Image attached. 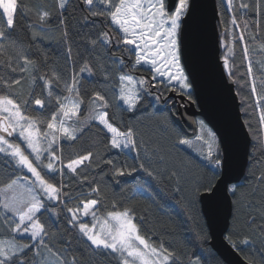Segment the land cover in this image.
Listing matches in <instances>:
<instances>
[{
	"label": "snow or ice",
	"instance_id": "snow-or-ice-1",
	"mask_svg": "<svg viewBox=\"0 0 264 264\" xmlns=\"http://www.w3.org/2000/svg\"><path fill=\"white\" fill-rule=\"evenodd\" d=\"M70 2L55 0L51 8L45 4L28 8L24 0H0V153L5 156V168H11L10 172L0 170V264H82L72 242L65 239L67 233L51 231L49 221L61 213L70 230L91 248L105 250L116 264H178L177 250L170 241L158 238L157 242L142 234L143 225L137 221L144 217L137 216L134 205L115 198L113 193L111 210L102 214V201L109 194L99 184L92 186L95 179L89 183L87 173L80 170L91 168L95 162L97 167H107L118 182L138 171L153 179L165 178L143 160L135 162L139 160L142 140L138 137L142 134L135 123L117 121L110 111L118 101L117 108L135 113L157 88L178 92L196 102L190 91L193 82L188 73L183 25L196 14L197 4L195 0H81V6H86L81 30L87 31L77 32L79 39L73 41L65 17ZM220 8L216 13L222 32L219 43L227 48L221 58L223 68L233 83L240 89L246 85L250 92V97L242 99L240 111L256 117L255 125L251 118L242 121L246 144L251 145L246 156L248 167L233 176L228 139L199 121L195 141L176 132L175 143L189 148H194V142L199 144L194 150L203 158L207 171L187 183H181L176 171L169 172L167 179L175 178L174 190L182 194L189 209L203 204L210 213L226 201L238 209L243 193L247 224L264 233V60L254 58L264 53V0H220ZM18 14L29 21L25 26L27 42L15 32ZM250 15L255 18L249 19ZM53 23L64 45L62 67L41 50ZM237 43L242 46L246 65L242 75L248 80L244 84L236 79L235 65L229 62ZM141 69L148 75L137 76ZM26 79L32 87L28 98L22 100L17 89ZM85 79L96 83L89 88ZM38 84L43 98L36 95ZM154 99L159 101L161 96L157 94ZM83 108L88 109L86 121L80 119ZM45 109L50 118L42 115ZM33 110L36 115L31 114ZM94 123L108 148L123 153L136 151L132 164L126 160L96 161L94 153L86 149L65 163L63 142H75L83 135L85 124ZM160 124L168 130L171 122L165 116ZM73 180L88 184L89 192L74 194L70 190ZM138 189L141 195L151 196L143 186ZM50 202L54 203L49 207ZM44 213H49L48 219L43 218ZM236 220L234 215L233 227L223 239L240 251L241 245L253 242L251 237L234 238L238 235ZM198 227L202 233L199 239L207 241L204 227ZM258 251L264 256V247ZM245 259L253 264L249 257ZM188 264L200 261L189 259Z\"/></svg>",
	"mask_w": 264,
	"mask_h": 264
},
{
	"label": "trees",
	"instance_id": "trees-1",
	"mask_svg": "<svg viewBox=\"0 0 264 264\" xmlns=\"http://www.w3.org/2000/svg\"><path fill=\"white\" fill-rule=\"evenodd\" d=\"M216 2L218 11H221L220 0H216ZM54 3L55 0H24V4L28 8H32L37 4H45L51 8ZM85 8L86 6H81V0H71L65 12L70 37L73 41L79 39L76 35L77 32L87 31V28L81 30V25L84 23L82 18L85 14ZM223 15L224 18L227 19V14L224 13ZM254 18V15L249 16V19ZM32 20H35V17H32ZM28 22L29 21L26 20L24 16L18 14L15 32L22 40H25V42H27L28 37V32L26 31L25 26ZM49 27H51L53 31L47 34L48 39H46L41 45V50L46 52L50 59L56 60L58 65L62 67L65 64V61L62 56L64 45L60 43V32L56 30V23L49 25ZM221 34V30H219V37ZM262 39H264V33H262ZM219 46L220 58H222V56L227 52V48L222 47L220 43ZM249 47L252 48L253 45H249ZM234 50V57L229 54L230 66L235 65L234 72L236 74V79H238L241 84H244V82L248 80V77L242 75L245 73L246 65L243 59L241 44L237 43ZM75 52L76 46L73 45V56H75ZM116 54L119 55L118 52ZM254 58L264 60V53L257 54ZM68 63H71V61ZM136 75L147 76L148 72L141 69L136 73ZM256 75L259 78L260 74L257 73ZM95 83V80L85 79V84L89 88L93 87ZM31 87V82L26 79L22 87L17 89V91L21 93L20 99L23 100L28 98ZM234 88L236 93L237 91L240 92L238 100L240 102L241 109L242 99L250 97V92L246 85L243 89H240L239 85L234 83ZM169 92L170 91H167L164 88L155 89L153 97H148L142 104L140 110L135 113H129L127 111H123L122 108H117L116 104L119 103L118 101L113 102V108L110 111V115L111 113H115V120L119 121L120 119H123L136 124V127L142 134L141 137H138V139L142 140V145L139 150V160H136L135 162L139 163L140 160H143L146 164H150L151 168L155 169L157 173L163 174L165 177L164 179H153L145 172L138 171L130 177L125 176L121 178L118 182L111 177V173L107 167L103 164H100L99 167H97L95 162L91 168H82L80 171L87 173L89 183L95 179L96 183L92 186L99 184V186L109 194L108 199L102 201L100 209L102 214L111 210L113 193L115 194V198L123 199L130 205H134L137 209V216L144 217L143 221H137V223L143 225L142 234L152 237L154 240H157V242L158 238L170 241L171 247L177 250V256L179 257L178 264H188L189 259L195 258L199 259L200 264H227L209 245V232L201 206L197 205L196 209H189L185 200L182 198V194L174 190L177 186L175 178L171 181L167 179L169 172L176 171L182 178L181 183H187L207 171L204 167L205 162L202 159L190 152L188 149L184 148L182 145L175 143L176 132H178L180 136L187 138L191 135L184 133L175 124L173 114L176 109V103L173 102V98L168 97ZM157 94L161 96L159 101L154 99V96ZM36 95L43 98L39 84L36 86ZM251 103L252 99L249 98L248 104ZM249 111L251 112V109H249ZM87 112L88 109L83 108L82 114H87ZM31 114L36 115L37 113L33 110L31 111ZM42 115L46 118H50V113L47 109H45V112ZM241 115L243 120L251 118L253 120V124L255 125V114L248 117L241 112ZM165 116H167L171 122L168 130H165V128L160 124V120ZM197 119L199 118H196V121ZM250 148L251 145L249 146V150ZM85 149L91 150L94 153L96 161L101 159H113L123 162L126 160L129 164H132L137 156L136 151L123 153L119 150L108 148L105 137L95 123L90 126L86 124L84 126L83 135L75 142H63L65 163L67 162V158L74 157L75 154L82 153ZM153 152H155V155ZM145 153H147V159H145ZM160 157H163V159L161 160ZM4 161L5 156L3 153H0V170L10 172L11 168H5ZM247 167L248 165H246L245 170ZM101 168L103 171H100ZM68 179V177L65 178L66 183L68 182ZM242 182L246 183L243 180ZM138 186L146 188L148 192L151 193V196L149 197L147 194L141 195ZM70 190L74 194H78L80 192L88 193L89 186L88 184L80 185L73 180ZM232 199L235 200L237 198ZM243 199L244 197L242 193V202L238 209H234L232 207L226 233L233 227V216L235 215L237 217L235 225L238 229V235L234 238L237 240H243L245 237H251L253 242L252 245L249 246L241 245V250L238 251V253L243 259H245V257H249L253 261V264H264V256H262L258 251L259 248L264 247V233H261L255 225L249 226L247 224V218L243 211ZM51 203L54 202H50L49 207L51 206ZM69 206H72V204L70 203ZM48 217L49 213H44L43 218L48 219ZM49 223L51 225L52 232L67 233L65 239L72 242L75 254L81 259L82 264H116L115 259L106 254L105 250H95L91 248L83 237L78 236L75 230H70V226L66 223V216L64 213H61L59 216H53ZM257 223L259 224L260 222L258 221ZM198 225L204 227L207 232V241L199 239V236L202 233H200V227H198ZM74 236H76L77 239H73ZM23 239L26 241L27 237H24Z\"/></svg>",
	"mask_w": 264,
	"mask_h": 264
},
{
	"label": "water",
	"instance_id": "water-1",
	"mask_svg": "<svg viewBox=\"0 0 264 264\" xmlns=\"http://www.w3.org/2000/svg\"><path fill=\"white\" fill-rule=\"evenodd\" d=\"M174 3L175 0H169ZM197 11L184 27V47L187 53L189 78L193 82L192 103L186 96L170 91L169 97L177 98L173 114L175 124L187 135L195 134L196 118H201L218 134L228 139L231 146V174L238 176L245 170L249 146L242 127L240 102L232 79L226 74L220 58L219 30L216 0H195ZM187 101L188 103H185ZM209 232V245L227 264H248L237 250L223 239L232 210L231 201L222 202L213 212L201 204ZM211 217V219H210ZM210 224V226H209Z\"/></svg>",
	"mask_w": 264,
	"mask_h": 264
},
{
	"label": "rangeland",
	"instance_id": "rangeland-1",
	"mask_svg": "<svg viewBox=\"0 0 264 264\" xmlns=\"http://www.w3.org/2000/svg\"><path fill=\"white\" fill-rule=\"evenodd\" d=\"M226 52V51H225ZM170 93V92H169ZM168 93V94H169ZM176 93V92H175ZM168 97H169V95H168ZM171 97V96H170ZM173 98V97H172ZM175 101V103L177 104V102L178 103H180V100L177 98V100H174ZM185 103H188V102H185ZM181 104V103H180ZM87 118H88V112H87V114L85 113L84 115L82 114L81 115V120L82 121H86L87 120ZM199 121H203L202 119H197V132L194 134V135H191V136H189L188 138L189 139H191V140H193V141H195V135H198L199 134ZM206 124V123H205ZM86 125V124H85ZM207 125V124H206ZM79 127V126H78ZM184 148H186V149H188L190 152H192L193 154H195V155H197L198 156V154H197V152L194 150L195 148H199L200 147V145L199 144H195V142H194V148H189L188 146H184V145H182ZM199 157V156H198ZM200 159H202L203 160V158L202 157H199ZM46 162V161H45ZM87 220L88 221H90L91 220V217H88L87 218Z\"/></svg>",
	"mask_w": 264,
	"mask_h": 264
},
{
	"label": "bare ground",
	"instance_id": "bare-ground-1",
	"mask_svg": "<svg viewBox=\"0 0 264 264\" xmlns=\"http://www.w3.org/2000/svg\"><path fill=\"white\" fill-rule=\"evenodd\" d=\"M221 26V25H220ZM227 74V73H226ZM228 76V75H227ZM235 89V88H234ZM236 92V91H235ZM170 98H172V97H170ZM174 102V101H173Z\"/></svg>",
	"mask_w": 264,
	"mask_h": 264
},
{
	"label": "flooded vegetation",
	"instance_id": "flooded-vegetation-1",
	"mask_svg": "<svg viewBox=\"0 0 264 264\" xmlns=\"http://www.w3.org/2000/svg\"><path fill=\"white\" fill-rule=\"evenodd\" d=\"M175 102V101H174ZM185 102H187V101H185Z\"/></svg>",
	"mask_w": 264,
	"mask_h": 264
},
{
	"label": "clouds",
	"instance_id": "clouds-1",
	"mask_svg": "<svg viewBox=\"0 0 264 264\" xmlns=\"http://www.w3.org/2000/svg\"><path fill=\"white\" fill-rule=\"evenodd\" d=\"M199 118V117H198ZM201 119V118H200Z\"/></svg>",
	"mask_w": 264,
	"mask_h": 264
}]
</instances>
